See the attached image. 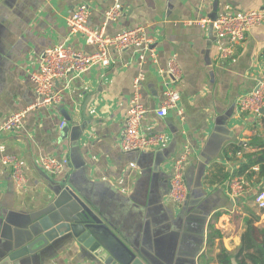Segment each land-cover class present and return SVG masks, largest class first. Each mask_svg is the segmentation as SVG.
<instances>
[{
    "label": "crops",
    "instance_id": "1",
    "mask_svg": "<svg viewBox=\"0 0 264 264\" xmlns=\"http://www.w3.org/2000/svg\"><path fill=\"white\" fill-rule=\"evenodd\" d=\"M214 2L122 0L124 16L110 22L105 33L114 36L145 27L154 40L157 62L148 54V62L141 65L142 50L115 53L109 67L95 66L60 81L59 104L37 108L31 77L44 51L60 44L86 53L95 50L83 37L71 34L67 18L86 4L90 25L100 27L114 0L0 1V125L27 111L22 129L0 138L6 152L22 161L27 179L18 189L0 154V242L8 244L11 236L3 237L5 229L17 233L14 225L20 218L28 226L44 220L60 185L70 188L118 239L152 264H221L222 249L235 253L236 260L248 226L264 228V212L254 203L263 186L249 183V189L233 196L230 181L219 179L235 175L249 156L264 148V118L243 113L238 106L264 78V25L248 33L230 61L221 62L214 30L191 23L210 18ZM261 9L264 0H219V16ZM174 55L183 72L173 85L181 95L183 119L175 112L164 118L156 113L167 88L163 71ZM141 74L148 110L141 133H162L167 144L147 152H124L121 138L133 82ZM63 111L72 120L67 132ZM185 146L191 148L185 170L189 194L178 205L170 198L172 164ZM51 156L70 162L58 176L42 170L41 160ZM18 264L103 262L66 235Z\"/></svg>",
    "mask_w": 264,
    "mask_h": 264
},
{
    "label": "built area",
    "instance_id": "2",
    "mask_svg": "<svg viewBox=\"0 0 264 264\" xmlns=\"http://www.w3.org/2000/svg\"><path fill=\"white\" fill-rule=\"evenodd\" d=\"M124 13L122 0H114L113 5L104 13L102 25L93 27L90 25V7L81 4L75 8L67 18L68 28L72 35L83 37L86 43L93 46L95 50L86 53L65 44L46 49L41 56L38 70L31 77L37 97V108L59 104L62 101V91L57 89L60 81L69 76H80L95 66L109 67L115 53L142 50L143 54L139 58L141 65L148 62V54H150L152 62H157V55L153 49L154 40L148 36L145 27L125 30L114 36H108L105 33L107 25L110 22L118 21L124 16ZM191 23L202 28L213 25L215 36L220 44L219 60L228 62L234 56L235 48L245 41L248 33L253 28L264 25V9L228 12L220 15L215 22L210 18H205ZM163 73L168 78L167 88L164 91L161 106L156 113L159 117L164 118L170 112H175L183 119V111L180 106L181 95L173 87L182 80L183 74L177 55L170 58L168 68ZM142 82V74L133 82V95L129 102L125 131L121 138V148L124 152H147L167 144V137L162 133L152 135L141 133L143 120L148 113L142 100ZM238 106L243 113L262 115L264 118V78L254 91L239 99ZM26 113L27 111H21L8 117L0 125V138L5 133L20 131ZM62 126H65V123ZM0 154L2 166L10 170L17 188L23 189L27 179L22 161L18 156L7 153L2 145H0ZM190 155L191 148L185 146L182 154L172 164L170 198L178 205L185 203L189 194L185 170ZM69 164L67 158L51 156L41 160L42 170L51 176H58ZM229 185L233 196L244 193L250 187L249 182L243 177L234 178ZM254 203L260 211L264 212V191H258Z\"/></svg>",
    "mask_w": 264,
    "mask_h": 264
},
{
    "label": "water",
    "instance_id": "3",
    "mask_svg": "<svg viewBox=\"0 0 264 264\" xmlns=\"http://www.w3.org/2000/svg\"><path fill=\"white\" fill-rule=\"evenodd\" d=\"M218 16L219 0H215L211 21L215 22ZM210 28L213 30V25ZM90 100L84 104L85 113ZM62 114L67 122L63 129L67 132L72 120L67 112L63 111ZM85 117L88 118V114ZM56 190L59 192L58 198L44 211V215L47 214L44 220L39 218L28 226L26 219L20 218L18 225H14L18 226L17 233L9 226L5 229L3 237L10 235L11 238H8L7 245L0 242V264H18L20 260L41 252L66 235H72L103 264H152L138 249L133 250L118 239L110 227L96 217L70 188L58 185ZM232 264L238 263L233 259Z\"/></svg>",
    "mask_w": 264,
    "mask_h": 264
},
{
    "label": "trees",
    "instance_id": "4",
    "mask_svg": "<svg viewBox=\"0 0 264 264\" xmlns=\"http://www.w3.org/2000/svg\"><path fill=\"white\" fill-rule=\"evenodd\" d=\"M258 169V171L256 170ZM243 177L247 182L262 185L259 191H264V148L255 155L249 156L248 162L244 164L235 175L225 174L219 181H231L234 178ZM239 264H264V228H255L250 224L242 240V248L235 255ZM221 264H232V254L222 249L218 257Z\"/></svg>",
    "mask_w": 264,
    "mask_h": 264
},
{
    "label": "rangeland",
    "instance_id": "5",
    "mask_svg": "<svg viewBox=\"0 0 264 264\" xmlns=\"http://www.w3.org/2000/svg\"><path fill=\"white\" fill-rule=\"evenodd\" d=\"M235 253H232V255H234Z\"/></svg>",
    "mask_w": 264,
    "mask_h": 264
}]
</instances>
